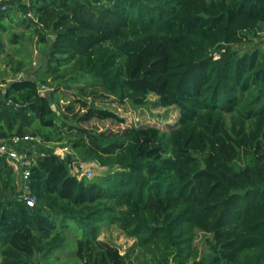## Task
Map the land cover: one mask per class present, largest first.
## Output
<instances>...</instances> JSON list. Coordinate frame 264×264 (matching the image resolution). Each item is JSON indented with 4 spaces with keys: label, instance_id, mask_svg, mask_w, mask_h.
I'll use <instances>...</instances> for the list:
<instances>
[{
    "label": "trees",
    "instance_id": "obj_1",
    "mask_svg": "<svg viewBox=\"0 0 264 264\" xmlns=\"http://www.w3.org/2000/svg\"><path fill=\"white\" fill-rule=\"evenodd\" d=\"M19 11L47 64L15 74L0 100V136H33L22 146L36 153L33 206L0 157V264H38L67 230L82 264H130L99 238L103 223L151 264H264V0H10L0 49ZM152 94L178 111L169 130L91 124H125L113 105L147 107ZM75 161L106 169L80 176Z\"/></svg>",
    "mask_w": 264,
    "mask_h": 264
},
{
    "label": "rangeland",
    "instance_id": "obj_2",
    "mask_svg": "<svg viewBox=\"0 0 264 264\" xmlns=\"http://www.w3.org/2000/svg\"><path fill=\"white\" fill-rule=\"evenodd\" d=\"M24 14L22 12H11L6 18L5 22L8 27L2 31L1 41L2 48L0 49V100L2 94L6 90L7 81L13 79L17 74L18 77L27 75L39 76L43 75L42 71L38 70L39 65L47 64V60L41 56V46L38 39L32 35L31 28L24 21ZM22 34L19 42L11 40L12 34ZM254 42L260 44L264 48V30L260 31L257 36H254ZM49 50V49H47ZM48 52V51H46ZM25 62L23 71L16 73L13 67H16L18 61ZM27 63V64H26ZM31 63V64H30ZM46 63V64H45ZM38 70V71H36ZM151 104L147 107L135 108L131 104L113 105V109L125 116L127 123L115 124L111 121L93 120L91 124H96L101 130L111 128L114 130H122L127 126L133 124H154L162 129L169 130L172 124H176L178 111L175 107H164L159 104L160 97L158 95H151ZM44 148L52 147L43 145ZM56 152L63 157L72 158V150L70 148H56ZM36 156V153H34ZM10 165V164H9ZM11 166V165H10ZM77 168L82 170V174H89L92 178L105 171V167H101L95 162L75 161L73 171ZM92 172V174H90ZM81 174V175H82ZM99 238L117 245L122 253H127L130 264H151L154 258V253L148 249L142 250L136 245L134 238L127 236L124 231L118 229L115 225L103 223L99 227ZM207 234L200 232L196 241V246L200 250V256L208 252L209 244L206 241ZM77 235L70 230L66 232V241L62 247L56 251L44 256L39 254L37 256L38 264H82L77 259L74 253L76 247Z\"/></svg>",
    "mask_w": 264,
    "mask_h": 264
},
{
    "label": "built area",
    "instance_id": "obj_3",
    "mask_svg": "<svg viewBox=\"0 0 264 264\" xmlns=\"http://www.w3.org/2000/svg\"><path fill=\"white\" fill-rule=\"evenodd\" d=\"M10 7V0H0V10L7 11ZM34 140L33 136H13L10 138H4L0 136V157H5L8 164L14 169L15 182L18 185L20 193L18 197L26 201L30 206H33L36 202L35 197L31 192L30 174L31 167L35 163V156L31 155V148L22 146V143H29ZM80 176L82 170L77 168L75 171ZM82 174V175H81ZM92 174V172H90ZM89 176V174L86 173Z\"/></svg>",
    "mask_w": 264,
    "mask_h": 264
},
{
    "label": "water",
    "instance_id": "obj_4",
    "mask_svg": "<svg viewBox=\"0 0 264 264\" xmlns=\"http://www.w3.org/2000/svg\"><path fill=\"white\" fill-rule=\"evenodd\" d=\"M50 46H51V45H50ZM45 51H47V49H46ZM11 104H12L17 110H20V108L22 107L21 105H18V104L14 103V102H11Z\"/></svg>",
    "mask_w": 264,
    "mask_h": 264
}]
</instances>
